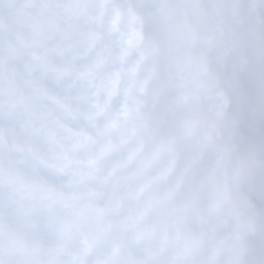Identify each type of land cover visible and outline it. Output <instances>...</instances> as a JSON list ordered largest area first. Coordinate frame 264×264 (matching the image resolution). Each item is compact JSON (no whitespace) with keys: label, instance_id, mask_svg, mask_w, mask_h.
<instances>
[{"label":"clouds","instance_id":"obj_1","mask_svg":"<svg viewBox=\"0 0 264 264\" xmlns=\"http://www.w3.org/2000/svg\"><path fill=\"white\" fill-rule=\"evenodd\" d=\"M0 264H264V0H0Z\"/></svg>","mask_w":264,"mask_h":264}]
</instances>
